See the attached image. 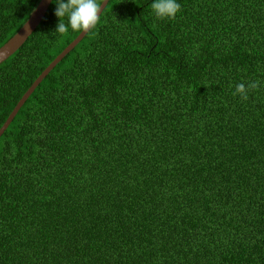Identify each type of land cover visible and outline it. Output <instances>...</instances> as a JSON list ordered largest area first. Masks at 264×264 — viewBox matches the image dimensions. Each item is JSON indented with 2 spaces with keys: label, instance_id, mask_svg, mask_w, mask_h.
<instances>
[{
  "label": "trees",
  "instance_id": "1",
  "mask_svg": "<svg viewBox=\"0 0 264 264\" xmlns=\"http://www.w3.org/2000/svg\"><path fill=\"white\" fill-rule=\"evenodd\" d=\"M38 1L0 0V46ZM153 2L109 0L0 135V264H264V0ZM56 7L0 63V127L79 34Z\"/></svg>",
  "mask_w": 264,
  "mask_h": 264
},
{
  "label": "clouds",
  "instance_id": "2",
  "mask_svg": "<svg viewBox=\"0 0 264 264\" xmlns=\"http://www.w3.org/2000/svg\"><path fill=\"white\" fill-rule=\"evenodd\" d=\"M53 3L57 5L55 15L60 18L55 31L62 36L68 33L69 25L72 31L87 33L100 21L102 3L98 0H53ZM151 8L158 19H175L182 6L177 0H154ZM65 16L68 17L67 24ZM260 86L259 80L250 81L247 85L241 82L236 85L233 95L239 94L242 100H247L248 92L258 90Z\"/></svg>",
  "mask_w": 264,
  "mask_h": 264
},
{
  "label": "water",
  "instance_id": "3",
  "mask_svg": "<svg viewBox=\"0 0 264 264\" xmlns=\"http://www.w3.org/2000/svg\"><path fill=\"white\" fill-rule=\"evenodd\" d=\"M52 0H39L30 16L24 22V24L18 29V31L8 39L3 45L0 46V63L6 60L11 54H13L29 37V35L35 30L41 19L45 15ZM109 0H102L101 12L106 6ZM86 32H79V34L42 70L37 78L23 93L20 99L11 110L6 120L0 127V135L4 132L7 126L10 124L19 108L24 104L28 96L34 90V88L42 81V79L50 72L51 69L72 49L74 46L84 37Z\"/></svg>",
  "mask_w": 264,
  "mask_h": 264
}]
</instances>
